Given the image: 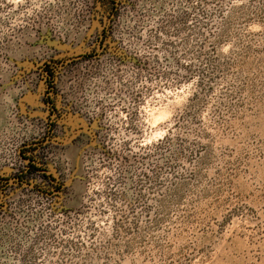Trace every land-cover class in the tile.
<instances>
[{
    "label": "rangeland",
    "instance_id": "obj_1",
    "mask_svg": "<svg viewBox=\"0 0 264 264\" xmlns=\"http://www.w3.org/2000/svg\"><path fill=\"white\" fill-rule=\"evenodd\" d=\"M0 179L2 264H264V0H0Z\"/></svg>",
    "mask_w": 264,
    "mask_h": 264
},
{
    "label": "flooded vegetation",
    "instance_id": "obj_2",
    "mask_svg": "<svg viewBox=\"0 0 264 264\" xmlns=\"http://www.w3.org/2000/svg\"><path fill=\"white\" fill-rule=\"evenodd\" d=\"M116 9V8H115ZM108 13L107 14H105V13H103V16L104 15H106V19L107 18H111L112 16L109 14V11H107ZM104 34H107L106 33V31H105V33ZM103 54V53H102ZM47 78H46V83L49 85V88H50V86L52 85V84H50L51 82V79H49V77L48 76H46ZM52 87V86H51ZM53 88V87H52ZM52 93H53V91H51ZM44 103H46V100H45V102ZM50 106H51V104H53V103H51V102H49L48 103ZM45 106H46V104H45ZM55 108V107H54ZM52 108V110H51V113H52V115H55L56 114V112H57V109L55 108ZM46 111V110H45ZM46 112H44V114H45ZM52 118V117H51ZM45 120H46V118H45ZM53 121H55V119L53 120ZM48 127H47V134H48V136H52V132H53V130L57 127V122H53V123H49L48 122ZM55 134V133H54ZM54 134H53V136H54ZM47 136V137H48ZM49 143H50V141H51V137H49L48 138V140H47ZM45 142H46V140H45ZM75 142V141H74ZM42 148H43V146H42ZM41 149V147H39V150ZM37 151H38V148H37ZM40 153H43V151H41ZM39 164V165H38ZM41 164V162L40 161H38V163H36V160H34V158H26L25 156H21V155H19L18 156V158H17V161H16V163H15V165H14V168H15V172L13 173L14 175H13V184L15 183V184H18L20 187H22L23 185H25L26 187H28V188H30V189H32V190H35L36 189V192H37V194L38 195H41V194H46V192L45 191H42V188H39V189H37L36 187H35V185H33V184H36L35 182H32V181H26V180H23V182H21L22 181V179L23 178H25V175H23L24 173H26V174H28V175H31L32 173H38V174H36V175H38V176H40V175H42L45 179H46V181L53 187V190L51 191L52 193H50V195H48L49 197L50 196H59L60 195V193L62 192V190L64 189V185L61 183V181H59L60 179H62V177H63V175H60V177H54L53 175H48L47 174V169H44V167L43 166H41L40 165ZM42 167V169L43 170H40V169H37L36 170V167ZM46 166V165H45ZM36 170V171H35ZM59 171H60V168L58 169ZM27 178V177H26ZM35 181V180H34ZM5 181L4 180H2V179H0V185H2L3 183H4ZM5 183H7V184H9L10 183V180H8V181H6ZM57 194V195H56ZM19 245V244H18ZM21 246H22V244H20ZM28 246V245H27ZM19 248V247H18ZM3 262H7V261H5L1 256H0V264H2ZM17 263L18 264H21V263H19V261H17Z\"/></svg>",
    "mask_w": 264,
    "mask_h": 264
},
{
    "label": "water",
    "instance_id": "obj_3",
    "mask_svg": "<svg viewBox=\"0 0 264 264\" xmlns=\"http://www.w3.org/2000/svg\"><path fill=\"white\" fill-rule=\"evenodd\" d=\"M29 65H30V67H35V64H30V63H29ZM36 65H37V64H36Z\"/></svg>",
    "mask_w": 264,
    "mask_h": 264
}]
</instances>
